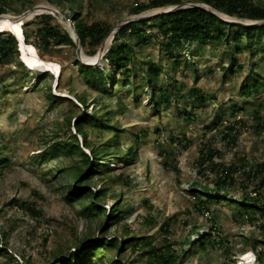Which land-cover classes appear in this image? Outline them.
<instances>
[{
	"label": "rangeland",
	"instance_id": "rangeland-1",
	"mask_svg": "<svg viewBox=\"0 0 264 264\" xmlns=\"http://www.w3.org/2000/svg\"><path fill=\"white\" fill-rule=\"evenodd\" d=\"M2 1L7 10L2 16L15 18L41 6L53 8L66 17L71 6L78 4L81 19L89 24L106 22L113 30L129 20L150 18L167 9L149 10L141 15L132 13L136 2L148 4L151 0H97V4L96 0H60L61 5L58 0ZM254 1L264 5V0ZM184 4L204 3L185 0ZM54 18L55 24L75 38L68 23ZM37 29L36 17L24 28L30 34ZM147 32L145 41L130 43L136 57L128 79L117 74L106 58L113 42L101 55L100 49L95 56H89L82 48V58L97 59L94 69L105 74L104 82L98 83L102 96L82 77L75 63V58L79 60L77 46L38 51L44 60L61 66L59 78L49 73L41 81L45 72L29 70L21 55L16 54L1 68L0 264H47L57 254L77 252L75 246L85 239L92 242L82 245V249L104 237L145 238L157 247L168 240L173 250L185 252L188 240L196 242V234L210 233L216 238L220 235L221 246L207 254L184 256L180 264H264L246 244L247 240L258 241L263 247V230L248 223L224 200L209 204L210 212L202 207L197 210L191 195L195 184L208 186L216 196L220 194L216 190L219 171H212L211 165L201 171L198 163L202 149L210 146L220 153L214 158L215 163L225 167L235 165L241 171L235 184L222 187L220 195L228 192L232 199L254 196L248 172H242L264 163V130L254 119L257 111L264 116V36L255 41L251 50L235 54L237 64L224 72L222 67L228 64L225 45L187 44L170 56L162 49L163 37L158 28L150 25ZM152 63L163 69L160 76L148 75ZM247 85H254L250 97L242 95V88ZM195 88L202 91L204 101L193 96ZM161 90L171 93L181 90V98L173 96L167 107L160 98ZM50 93L67 100L52 103ZM78 95L85 96L87 107L78 102ZM103 108L110 112L113 128L104 132L90 129L89 140L95 144L110 140L116 126L121 155L131 147L138 153L137 160L128 165L107 158L104 165L112 172L95 179L96 187H91L96 192L107 189V197L101 203L107 213L118 204L128 211L121 223L107 229L105 219L85 217L80 202L68 201L66 179L57 173V168L72 167L73 162L57 153L46 155L53 151L58 141V124L66 117L75 114L80 119L86 113L105 115ZM76 120L74 117L72 125ZM234 124L235 128L229 129ZM137 138L139 141L135 142ZM80 139L83 140L81 136ZM6 162L9 166H5ZM13 200L26 203L41 215L34 217L33 212L14 205ZM169 219L171 231L165 234L161 226ZM197 224L200 228L194 232ZM106 230L108 233L104 234ZM6 249L14 259L1 253ZM106 254L116 257L117 251L111 249ZM119 259L124 264L146 261L131 248ZM90 264L101 263L93 257Z\"/></svg>",
	"mask_w": 264,
	"mask_h": 264
},
{
	"label": "trees",
	"instance_id": "trees-1",
	"mask_svg": "<svg viewBox=\"0 0 264 264\" xmlns=\"http://www.w3.org/2000/svg\"><path fill=\"white\" fill-rule=\"evenodd\" d=\"M184 1L151 0L148 4L136 2L132 13L134 15H141L149 10L182 5ZM97 2L96 0V4ZM203 3L216 13H221L240 21L257 22L264 20V5L256 3L254 0H203ZM57 4L61 5L60 0H58ZM3 5V1L0 0V15L5 14L7 11ZM80 9V5L73 4L71 6V13L67 14L66 17L74 23L82 48L89 56H95L113 28L108 23L102 21L91 24L87 23L79 17L78 11ZM36 19L38 21V29L36 32L30 34L24 30L26 44L33 45L38 51L66 45L76 47L74 38L69 32L64 31L59 24L54 23L55 18L52 15H42L36 17ZM32 20L25 23L23 27L29 26ZM150 25L157 27L162 34V49L170 56L185 49L187 44L202 46L225 45L228 64L222 67L224 72L231 71L237 64V60L234 58L235 54L242 53L246 49L251 50L256 43L255 41L262 39L264 36V26L230 24L212 12L202 8H188L132 22L121 28L115 35L112 46L106 55V58L115 66L117 74H121L126 79L131 75L130 66L136 57L135 49L130 43L138 40L145 41L148 35L147 28ZM32 37L35 38L33 41H31ZM233 46L236 47L235 50ZM13 54L20 55L19 44L16 38L7 32L0 33V71L4 64L11 59ZM75 63L80 68L81 75L87 85L91 89L98 91L102 96L103 93L99 91L98 83L104 82V72H97L93 66L84 65L76 58ZM18 65L24 67L20 61H18ZM162 71L163 69L159 65L152 63L147 73L149 76L157 77L160 76ZM46 75H49V72H45L40 80H44ZM253 87L254 85L243 86L242 95L244 97H250V91ZM181 93V90L172 93L166 90L165 92L162 91L160 98L169 107L172 97L181 98ZM192 93L193 96L197 97V100L204 101L201 90L195 88L192 90ZM49 99L52 103L67 100L65 97L55 96L51 93L49 94ZM77 100L81 105L87 107V101L84 95H78ZM75 107L77 109L79 108L78 105ZM103 110L105 115L86 113L84 118L80 119L75 114L66 117L62 123L58 124L56 130L58 141L53 151L48 152L46 155L52 156L57 153L61 158L73 162L72 167L57 168V173L63 175L62 177L66 179V197L68 201L80 202L82 205V215L85 217H89L90 219H105L107 229L108 227L112 228L121 223L128 211L122 209V204H118L112 211L107 213L106 208L101 205L107 197V189H101L96 192L91 187H96L94 186L96 185L95 179L112 172L110 167L104 165V161L107 158L110 157L117 162L123 161L128 165L137 160L138 153L131 147L125 155H121L122 145L116 135L118 131L116 126H114L115 128L112 131L114 136L110 140L101 144H95V142L89 140L88 134L90 129H97L100 132H104L107 128H113L111 125L113 118L110 116V112H105V108ZM74 117L77 120L72 125ZM254 119L262 127V130H264V116L259 111L255 113ZM234 126L235 124L231 125L229 129L233 130L235 128ZM72 129L75 130V133L72 132ZM80 136L83 140L80 139ZM138 141L139 138L135 140V142ZM218 155L220 153L216 149L205 146L200 152L198 163L202 169L201 171L205 167H209V165H211L212 171H219L217 173L219 176L217 175L218 182L216 190L221 194L223 191L222 187L235 184L237 173H241V171L235 165L225 167L215 163L214 158H217ZM5 166H9V163L6 162ZM70 169L71 173L69 174ZM246 172H248L249 183L253 187L252 193L254 196H245V198L235 197L232 199L231 194L228 192L223 194L224 196H221L222 194L216 196L214 195L215 192H213V189H210L208 186L195 184L191 190V195L196 200L194 208L202 210V207L205 211L210 212L208 208L209 204L224 200L228 205L238 211L239 216L246 217L248 223L258 226L259 229L264 231V163L242 173ZM12 203L18 207H24L30 210L33 212L34 217L41 215L40 212H37L34 208L29 207L26 203L20 202L19 200H13ZM199 228L200 226L198 224L195 225L194 232L198 231ZM161 229L165 234H170L171 219L164 221ZM108 231L106 230L104 234L108 233ZM196 235L198 237L196 242L190 240L186 242L189 248L185 252L184 249L182 252L173 250L168 240H165L164 246L157 247L147 241V239L139 237L115 238L114 240H109L107 237H104L97 240L96 243L89 244L82 249V245L92 242L85 239L75 246L77 252L70 255L59 254L58 256L57 254L47 264H90L93 257H97L101 264H124L119 258L130 248L146 260L144 264H180L182 257L193 256L194 253L207 254L210 249H218L223 242L220 239V235L217 238L211 233ZM246 244L256 253L259 262L264 263V246H259L260 243L258 241L251 242L250 240H247ZM111 249L117 251L116 257H111L106 254ZM1 253L8 259H14L9 255L7 249ZM58 257L61 258L58 259Z\"/></svg>",
	"mask_w": 264,
	"mask_h": 264
},
{
	"label": "water",
	"instance_id": "water-1",
	"mask_svg": "<svg viewBox=\"0 0 264 264\" xmlns=\"http://www.w3.org/2000/svg\"><path fill=\"white\" fill-rule=\"evenodd\" d=\"M188 8H202L204 10L210 11L213 14H215L216 16L220 17L225 22L230 23V24H237V25H242V26H264V20L263 21H257V22L248 21L250 23H244V22H241L239 20H235L234 18L229 17L227 15H224V14H221V13H216L215 11H213L212 9H210L208 6H206L204 4H182V5L171 6V7H168L166 10H164V12L162 14L173 13V12H177V11H180V10H185V9H188ZM38 9H39L38 7H35L31 11L23 14L20 17H16L15 19L18 20L20 23H22L24 25L25 23L31 21L32 17L35 18V17L42 16V15H52L53 17H56L59 20L68 23L70 25V27L72 28V30L74 31V33H75L74 42H75V44H76V46L78 48V55H79L80 62L82 64H84V65H87V66H94L95 64H93L90 61H88V60H90L92 58H90V59H83L82 58V45H81V41L79 39V36H78V34L76 32V28H75L74 23H72L69 19H67L65 16H63L57 10H52L50 12H45V13H39ZM0 17H6V16L0 15ZM143 19H147V18L146 17H140V18L135 19V20H129L127 22H124V23L120 24L114 30H112V32L106 37L104 43L102 44V46L100 48V51H99V55H101L109 47V45L113 42L115 35L119 32V30L121 28H123L124 26H126V25H128V24H130L132 22L140 21V20H143ZM14 37L16 38V40H17V42L19 44V51H21V44H22L21 39L18 36H14ZM23 43H25V39L23 40ZM20 59H21V61L23 63H25L23 58H22V56H21Z\"/></svg>",
	"mask_w": 264,
	"mask_h": 264
},
{
	"label": "bare ground",
	"instance_id": "bare-ground-1",
	"mask_svg": "<svg viewBox=\"0 0 264 264\" xmlns=\"http://www.w3.org/2000/svg\"><path fill=\"white\" fill-rule=\"evenodd\" d=\"M38 8H39L38 9L39 13H45L55 10L53 8L43 7V6ZM31 19H33V17ZM4 32L10 33L13 36H18L21 39L22 44H21L20 55L22 56L25 62L24 63L25 66L29 70L39 69L44 72H49L55 78H59L61 76L62 69L58 63L44 60L40 56L38 50L33 45H28L26 44V42L23 43V40L25 39L24 27L22 23H20L18 20L15 19V17H0V33H4ZM88 61H90L95 65H98V61L95 58H92Z\"/></svg>",
	"mask_w": 264,
	"mask_h": 264
}]
</instances>
